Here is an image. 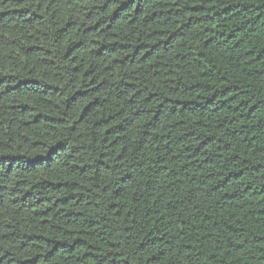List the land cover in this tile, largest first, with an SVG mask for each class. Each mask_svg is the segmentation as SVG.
<instances>
[{
  "label": "trees",
  "instance_id": "trees-1",
  "mask_svg": "<svg viewBox=\"0 0 264 264\" xmlns=\"http://www.w3.org/2000/svg\"><path fill=\"white\" fill-rule=\"evenodd\" d=\"M0 264H264V0H0Z\"/></svg>",
  "mask_w": 264,
  "mask_h": 264
}]
</instances>
